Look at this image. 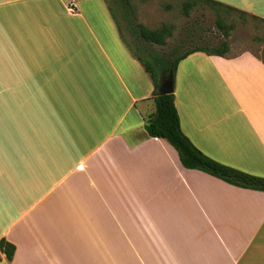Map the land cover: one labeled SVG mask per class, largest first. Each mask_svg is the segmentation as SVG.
Returning a JSON list of instances; mask_svg holds the SVG:
<instances>
[{
    "label": "crops",
    "instance_id": "crops-1",
    "mask_svg": "<svg viewBox=\"0 0 264 264\" xmlns=\"http://www.w3.org/2000/svg\"><path fill=\"white\" fill-rule=\"evenodd\" d=\"M80 7L0 0V92L25 95L1 105L27 110L0 127V240L16 247L12 261L0 250V264H264V191L186 168L148 135L154 83L128 47L124 72L106 56L124 98L98 104L66 89L59 60L34 52L48 45L43 24ZM240 9L264 19V0ZM174 94L194 145L264 177V59L193 52L178 64Z\"/></svg>",
    "mask_w": 264,
    "mask_h": 264
},
{
    "label": "rangeland",
    "instance_id": "rangeland-1",
    "mask_svg": "<svg viewBox=\"0 0 264 264\" xmlns=\"http://www.w3.org/2000/svg\"><path fill=\"white\" fill-rule=\"evenodd\" d=\"M108 1L110 8L114 9V16L118 24L122 27L124 38L133 44L135 34L128 27V22L124 17L125 10L119 11L112 4L114 0ZM185 1L131 0V8L134 9L133 24L143 23L151 29L160 28L163 24L173 26L172 35L167 38L166 45H153L156 51L167 55L175 50V54L179 55L196 46L217 45L225 39L216 26V12L212 8L197 5L186 14L183 8ZM221 1L239 8H242V6L248 7V0ZM79 4L81 15L68 18V15L64 13L65 16L62 17L65 18H62V20L60 18L59 21L48 24L47 30H44L43 24L41 37L43 43L46 39L48 40V45L41 46V48L40 46H34L36 50L34 52L39 53L42 51L51 59L59 60L58 66L64 76L63 84L68 91L80 92L81 96H85L81 99L96 100L97 104L100 101L111 100L114 102L117 97L122 99L123 94L121 96L118 91L114 90L120 88L121 83L118 76L110 73L109 58L106 57L108 55L112 56L113 59L114 56L117 57V66L123 72L125 71L124 57L120 53L128 52V48L121 38L122 34L120 35L118 24L108 22L109 14L104 8V0H79ZM70 6L71 4L68 5V11L76 13L77 9L72 10L69 8ZM228 23L235 24L228 38L231 46L230 53L250 51L264 59V21L250 15L242 16L232 12ZM35 33L37 32L35 31ZM50 63L55 65L52 62ZM57 74L58 71H56ZM56 75L50 73L49 79L54 78ZM103 78H106L107 82H104ZM122 78L125 79L126 77L122 76ZM102 82L113 87V89L106 92L102 89L104 87L100 86ZM98 85L101 90L99 88L90 89L91 86ZM24 99V94L0 92V116L6 117L0 123L1 128H8V124L3 123H6L12 117L23 118L24 114L19 113L27 111L13 110L12 114L11 110L3 108L4 106L1 103L5 104L17 100L23 102Z\"/></svg>",
    "mask_w": 264,
    "mask_h": 264
},
{
    "label": "trees",
    "instance_id": "trees-1",
    "mask_svg": "<svg viewBox=\"0 0 264 264\" xmlns=\"http://www.w3.org/2000/svg\"><path fill=\"white\" fill-rule=\"evenodd\" d=\"M116 1L117 4L122 6V10H125L124 17L128 22V27L135 34V42L133 43L135 46L124 38L122 27L118 24L122 38L130 51L142 63L154 83L153 101L155 108L145 117V127L148 135L167 140L176 149L182 164L186 168L204 171L238 187L264 191V177L220 163L207 156L194 145L182 130L174 92L169 94L160 93L162 79L171 71L175 76L178 64L189 54L201 51L211 55L224 56L230 52L231 46L228 38L230 37V31L235 27V24L228 23L232 12L242 16L250 15L262 21L264 19L220 0H186L183 6L186 14L197 5L212 8L216 12V26L225 39L217 45L196 46L179 55H176L175 50H173L166 55L156 51L153 45H166L167 38L172 35L173 26L163 24L160 28L151 29L143 23L133 24L134 9L131 8V0ZM0 250L6 254L9 261H12L16 252L14 244L6 239H1Z\"/></svg>",
    "mask_w": 264,
    "mask_h": 264
},
{
    "label": "water",
    "instance_id": "water-1",
    "mask_svg": "<svg viewBox=\"0 0 264 264\" xmlns=\"http://www.w3.org/2000/svg\"><path fill=\"white\" fill-rule=\"evenodd\" d=\"M174 92V73L171 71L160 84V93L169 94Z\"/></svg>",
    "mask_w": 264,
    "mask_h": 264
},
{
    "label": "built area",
    "instance_id": "built-area-1",
    "mask_svg": "<svg viewBox=\"0 0 264 264\" xmlns=\"http://www.w3.org/2000/svg\"><path fill=\"white\" fill-rule=\"evenodd\" d=\"M69 8L72 9V10H75L76 9V7L74 6V4H71V6Z\"/></svg>",
    "mask_w": 264,
    "mask_h": 264
}]
</instances>
